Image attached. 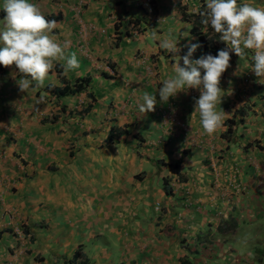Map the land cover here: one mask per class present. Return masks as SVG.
I'll list each match as a JSON object with an SVG mask.
<instances>
[{
  "label": "crops",
  "instance_id": "obj_1",
  "mask_svg": "<svg viewBox=\"0 0 264 264\" xmlns=\"http://www.w3.org/2000/svg\"><path fill=\"white\" fill-rule=\"evenodd\" d=\"M203 1L30 0L57 22V41H70L65 55L77 56L79 67L63 71L69 84L89 81L55 95L63 62L53 60L44 86L21 93L15 65H0V264H264V84L251 70L254 50L230 53L213 134L192 113L197 89L159 99L174 55L200 44L178 2L196 12ZM129 18L139 24L117 35ZM153 32L171 33L181 51L160 49ZM203 54L200 46L192 59ZM145 91L157 104L141 114ZM112 127L123 133L106 143Z\"/></svg>",
  "mask_w": 264,
  "mask_h": 264
},
{
  "label": "clouds",
  "instance_id": "obj_2",
  "mask_svg": "<svg viewBox=\"0 0 264 264\" xmlns=\"http://www.w3.org/2000/svg\"><path fill=\"white\" fill-rule=\"evenodd\" d=\"M2 8L4 27L0 30V65H15L17 73L21 74V78L16 80L21 93L44 86L54 67L53 60L63 62L61 66L66 75L79 67L75 53L65 55L70 41L65 40L61 44L53 35L57 22L47 19L35 3L30 0H3ZM199 14L203 17L202 23L210 24L227 47L218 50L216 55L209 53L192 59L201 45L189 40L184 45L186 54L182 57L174 55L178 59H175L171 70L173 75L162 81L158 93L160 102L167 103L170 97L174 98L182 91L197 89L200 94L194 98L192 113H199L204 133L211 135L224 120V111H217L216 105L221 104L224 96L219 84L222 74L230 67V53L241 59L246 55V49L254 50L251 70L258 78L257 82L264 84V8L248 3L238 6L237 0H206L205 10ZM183 35L188 36V33ZM152 38L158 40L160 49L168 53L181 51L178 39L171 33L159 37L153 32ZM42 101L43 97L37 100V104ZM136 104L139 113L146 114L155 110L157 97L145 91Z\"/></svg>",
  "mask_w": 264,
  "mask_h": 264
},
{
  "label": "trees",
  "instance_id": "obj_3",
  "mask_svg": "<svg viewBox=\"0 0 264 264\" xmlns=\"http://www.w3.org/2000/svg\"><path fill=\"white\" fill-rule=\"evenodd\" d=\"M205 5L206 2L203 1L201 4L200 8L196 12H190L187 10V7L180 2H178L179 9L181 11L182 17L189 22H191V32L196 35L200 41L201 47L204 50V54H212L216 55L218 53V50L224 49L225 43L220 41V34L216 33L212 28L211 25H204L202 23L203 17L199 14L200 12L205 10ZM4 16V12H0V19ZM139 24L138 19H127L124 23L122 22H117L116 24V29L119 30L120 27L122 26L124 29L122 31H117V35H122V34H128L129 28L134 25L137 26ZM207 32V33H205ZM56 71L59 75L60 81L63 84L61 87L52 90L53 93L57 96H64L68 94H73L76 92L81 91L86 87L88 84L89 78H84L80 80H76L73 85L69 84V81L65 77L63 73V68L60 64H57L56 66ZM224 73L222 74V76ZM50 88V87H48ZM237 114L241 116V120L243 119V116L247 114V109L246 108H239L236 111ZM237 122L235 121L234 118L228 119L227 120V125L228 128L224 132V138L227 139L228 141L231 139H235L234 133L232 130V126L236 125ZM123 133L122 130H118V128L112 127L109 131V134L107 136L106 143L112 142L115 139L118 138ZM248 145V144H247ZM75 256H78V252L74 254ZM180 264H192V262L189 260V258H184L181 257L180 259Z\"/></svg>",
  "mask_w": 264,
  "mask_h": 264
},
{
  "label": "built area",
  "instance_id": "obj_4",
  "mask_svg": "<svg viewBox=\"0 0 264 264\" xmlns=\"http://www.w3.org/2000/svg\"><path fill=\"white\" fill-rule=\"evenodd\" d=\"M147 3H148L147 6L151 8V4H150V2H147ZM131 27H134V28H135L134 25H132Z\"/></svg>",
  "mask_w": 264,
  "mask_h": 264
},
{
  "label": "rangeland",
  "instance_id": "obj_5",
  "mask_svg": "<svg viewBox=\"0 0 264 264\" xmlns=\"http://www.w3.org/2000/svg\"><path fill=\"white\" fill-rule=\"evenodd\" d=\"M258 240H259V239H258ZM255 244H259V241H254V245H255Z\"/></svg>",
  "mask_w": 264,
  "mask_h": 264
}]
</instances>
